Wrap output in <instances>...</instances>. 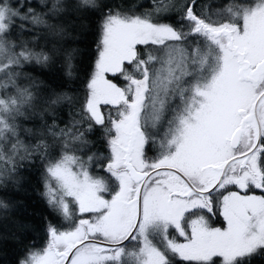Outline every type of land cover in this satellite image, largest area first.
<instances>
[{"label":"snow or ice","instance_id":"1","mask_svg":"<svg viewBox=\"0 0 264 264\" xmlns=\"http://www.w3.org/2000/svg\"><path fill=\"white\" fill-rule=\"evenodd\" d=\"M45 7L38 13L27 0H0V187L38 154L46 162L42 195L62 221L45 217L43 248L26 247L16 264L264 258V0L218 7L153 0L143 12L97 0ZM90 10L101 19L86 96L81 102L69 92L45 94L18 69L47 67L58 49L36 51L13 32L21 36L31 25L62 36L63 25L50 21ZM63 55L70 69L72 53ZM77 104L60 127L58 110ZM36 117L35 130L24 126ZM97 126L107 154L87 155ZM22 135L37 142L26 145ZM57 142L58 158L50 152ZM93 164L106 178L89 171ZM8 208L0 198V209ZM216 215L225 226H212Z\"/></svg>","mask_w":264,"mask_h":264},{"label":"trees","instance_id":"2","mask_svg":"<svg viewBox=\"0 0 264 264\" xmlns=\"http://www.w3.org/2000/svg\"><path fill=\"white\" fill-rule=\"evenodd\" d=\"M21 2L23 3L24 0ZM27 2L36 12L44 13L48 11L45 5L50 6L51 0H27ZM97 2L125 6L134 4L138 12L151 11L153 8V0H97ZM207 2L218 7L227 3L228 0H207ZM100 19L99 13L90 10L70 19L50 21L63 25L64 34L62 36L50 34L43 26L32 28L31 25H28L31 30L23 32L21 36H17L14 31L12 38L17 43L21 39L28 41L29 47L36 51L49 52L53 47L58 49V55L47 67L32 63L25 64L18 71L36 78L40 82V89L45 94L69 92L82 102L86 96L85 86L92 74L97 56L96 46L99 41ZM64 52L72 53L70 69L66 64ZM114 82L123 84L121 78H117ZM78 109L79 104L75 108L67 105L61 106L58 110L60 127L68 124L71 120L70 114H75ZM105 110H107L106 107ZM48 122L51 123L50 120ZM39 124V117L24 122L25 127L34 130ZM21 139L29 146L37 142L36 137L29 135H22ZM88 139L92 140L94 145L87 151V155H91L93 152L107 154V144L103 140V132L99 126L94 129L92 134H88ZM48 142L53 144L51 138L48 139ZM50 152L52 156L59 157L60 145L58 142L50 148ZM154 154L150 153V155ZM77 155L86 158L85 152H78ZM45 163L38 154L30 153L28 159L20 162L17 173L6 181L4 187H0V198L9 204L7 210L0 209V264H16L26 247L43 248L48 239L44 231L45 217L57 225L62 223L60 217L48 208L45 197L42 195ZM89 171L93 175L106 178L105 172L95 164ZM229 190L237 191L238 189L231 186ZM255 194L261 193L256 190ZM210 223L212 226H224L223 218L220 215L211 217ZM177 264L180 262L178 261ZM252 264H264V258L257 257L252 261Z\"/></svg>","mask_w":264,"mask_h":264},{"label":"rangeland","instance_id":"3","mask_svg":"<svg viewBox=\"0 0 264 264\" xmlns=\"http://www.w3.org/2000/svg\"><path fill=\"white\" fill-rule=\"evenodd\" d=\"M231 191H236V190H231ZM241 194H243V192ZM224 226H225V222H224ZM214 227H218V226H214Z\"/></svg>","mask_w":264,"mask_h":264}]
</instances>
